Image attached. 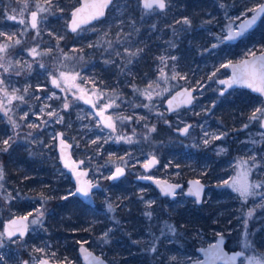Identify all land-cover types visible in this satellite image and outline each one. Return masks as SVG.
<instances>
[{
  "label": "rangeland",
  "instance_id": "1",
  "mask_svg": "<svg viewBox=\"0 0 264 264\" xmlns=\"http://www.w3.org/2000/svg\"><path fill=\"white\" fill-rule=\"evenodd\" d=\"M78 1L0 0V32L5 34L0 36V45L7 46L0 52V141L13 138L8 151H0L5 173L0 195L11 217L29 216V235L39 240L29 244L20 240L23 238L9 239L4 233L2 208L0 256L10 252L19 255L16 246L20 244L29 254L23 264H37L43 256L83 264L78 250L75 256L64 254L60 258L57 246L66 253L71 245L86 244L111 264H189L201 256L179 221L195 202L183 192L174 202L163 199L155 187L134 179L148 174L179 181L188 170L203 180L208 175L204 203L220 209L219 216L227 215L223 226L232 225L227 231L220 227L209 234L201 233L198 246L214 242L219 235L232 237L230 247L247 253L241 264H264V195H260L264 187L255 189L257 195L245 200L225 183L245 170H249L250 182H264L263 118L249 119L256 109H264V104L258 102L246 115L240 113L229 105L239 103L242 97L234 92L222 96L217 85V79L229 75L222 65L231 60L223 61L219 56L224 55L220 50L226 44L228 30L253 13L248 9L259 7L264 0H218V5L206 7L203 15L207 16L193 13L183 17L179 16L183 11L179 0H169L164 11L144 9L140 0H115L106 20L73 34L72 40L77 43L67 49L70 12L66 14V8L71 10ZM33 11L40 14L36 28L30 25ZM184 18L191 21L190 26L177 23ZM21 19L24 23L19 22ZM33 48L36 55L31 54ZM143 49L148 53L160 50L153 76H148L144 84L136 82L133 68L134 58ZM258 50L253 43L232 52L242 59L246 54L264 51ZM54 79L58 87L52 83ZM182 86L197 90L194 107L168 118L165 101ZM82 90L94 96L98 107L107 109L113 127L103 126L83 103ZM12 95L24 99L9 103ZM221 109L227 112L219 114ZM190 123L193 128L188 136L176 132ZM30 124L36 127H28ZM58 132L74 144L75 157L85 160L94 181H107L119 165L128 171L120 185L113 182L95 195L99 209L81 212L75 207V216H63L66 222L58 224L72 227L76 221L71 217L88 224L83 230H71L70 239L64 240L58 238L59 230L46 226L52 212L46 206L51 205L53 194L65 189L63 197L69 199L76 189L59 161ZM153 155L160 165L144 169ZM255 235L259 237L256 241Z\"/></svg>",
  "mask_w": 264,
  "mask_h": 264
},
{
  "label": "water",
  "instance_id": "2",
  "mask_svg": "<svg viewBox=\"0 0 264 264\" xmlns=\"http://www.w3.org/2000/svg\"><path fill=\"white\" fill-rule=\"evenodd\" d=\"M214 1H216V0H214ZM99 2H100V0H80L79 3L71 9L70 19H69V23H68V29H69V32L71 34H75L79 30H81L82 28L88 27L92 24L103 21L107 18L109 10L112 8L115 0H112V3L109 4L104 9V15L100 16L96 19H89V16L91 15L93 9H85L84 12L78 13L77 19L80 22V26L77 29V31H75V32H73L71 30L72 29V19H73L72 13L74 11H76L78 8L83 7L85 4H93V3H99ZM140 2H141V5L143 7V0H140ZM261 5H264V2ZM33 12L37 13L36 23L38 25V20H39L40 14L38 11H33ZM253 15H254V13H252L251 15H249L245 19H250ZM263 18H264V14H262L257 19L256 23L252 27L247 29V31L243 34V36H240L234 40H229L228 35H229L230 31H232V32L240 31V26L245 22V19H243L236 27H233V28L228 30L227 35L225 37V43L229 44V45L238 44L247 34H249L250 32H252L253 30H255L258 27V25L263 20ZM30 25L32 27L31 16H30ZM262 56H264V51L254 53L252 55L246 56V57H244L240 60H237V61H229L227 64L240 65L241 62L245 61V60H247V61H258L259 58ZM225 68L229 71V75L226 77L217 79L218 86L222 88V90L220 91V95H221V92H223V95H226L231 90L242 89V90H247L250 93H252L253 95H256V96L262 98L264 101V95H261L259 92L253 91L251 88H248L246 86H240L238 84H234L232 87H228L226 84L219 83L220 80H231L232 79L234 68L233 67H225ZM55 80L57 81V79H55ZM186 89L189 92H191L192 99H191L190 103H184V100L186 99V94L181 95L182 93H185ZM197 95H198L197 90L192 88V87L182 86V87L178 88L171 95H169V97L165 101V107L168 111V114L169 115L175 114L176 112H178L181 109H191L196 102ZM80 97H81V100L83 101V103L87 107H89L93 111V113L96 115V117L101 121L103 126H105L106 128H111V127H108L106 125L108 123H111L112 125H114L113 118L107 112V109L106 108H99L96 105V101H95L94 96L88 90H82L80 92ZM108 117H111V121L108 120ZM262 125H264V118L262 120ZM185 127H189L187 134H184L182 131ZM192 127H193V125L189 124L187 126H184L181 129L176 130V132L179 133L182 137H186L189 135ZM262 128L264 129V126H262ZM61 141H63V143H61ZM56 144H57L56 149H57V152L59 155V161H60L62 167L66 170V172L71 175V179L75 185V188L77 189L81 185H85V186H87L89 184L92 185V187H91V198L90 199L85 198V197L81 196L80 194H76L74 196L78 197L84 204L88 205L89 207H95L96 206V200H95L94 194L102 189V185L99 182H95L90 177V169L87 167H84V160L83 159H77L75 157L74 152H73L74 144L65 138V135L63 132L57 133ZM153 160L155 161V163L154 164L150 163ZM159 164H160V160L155 155L151 156L149 158L148 162L146 163V165H149L148 168L151 170L158 167ZM118 168L123 169V174L116 176V179L120 180L121 178H123L125 176L127 170L123 166H118L117 168H115L113 176L116 175V170ZM137 180H139L143 183H151L157 189V191L161 194L162 197H166V198H169L171 200H176V199H178L181 191L184 190V195L188 198L194 199L195 201H196V197L189 195L188 193H189L190 189H194L196 187L195 182L199 181V185L202 186L203 191H202V194L200 197V201L197 202L198 205H202V203L204 202L206 195H207L208 188H209V185L205 181H203L201 178H198V177L189 178L187 181L186 187H185L184 183L174 182V181L168 180L166 178H162V177L139 176V177H137ZM166 185L177 186L174 189V195H165L163 193L162 188L165 187ZM76 189H75V192H76ZM23 217H27V219L24 220V219H22ZM13 220L17 221V223L15 225L11 224V222ZM29 220H30L29 216L26 214L16 215V216L11 217L10 219H7L4 223L5 235L7 236L8 231L17 230L16 235L13 236L12 238H26L30 233ZM19 230H23L24 234L22 236L20 235ZM221 237H223V239H221ZM227 244H228V238L224 235H219L214 242L207 244L206 246H197L196 251L199 253L201 258L196 259V260H192L189 264H241L242 259H244L246 257L247 253L241 249H230V248H228ZM214 245H219V249L216 250L215 255H213V246ZM85 250L87 253H91L92 258H98L99 260L103 261V264H111L103 256L97 254L95 251L90 249L88 247V245L81 244L78 247V253L82 259L83 264H95L94 260H92L90 257H88L86 255ZM233 256L236 257L235 260L230 259ZM44 260H47L48 264H67V263H63V262L52 261L49 258L44 257V256L41 257V259L39 260V262L37 264H40V261H44ZM26 264H28V263H26Z\"/></svg>",
  "mask_w": 264,
  "mask_h": 264
},
{
  "label": "trees",
  "instance_id": "3",
  "mask_svg": "<svg viewBox=\"0 0 264 264\" xmlns=\"http://www.w3.org/2000/svg\"><path fill=\"white\" fill-rule=\"evenodd\" d=\"M63 2H65V0H62ZM131 2V0H116V2ZM181 3V6L183 7V11H180V17L183 16H191L193 13H196V16H200V14H202V16H207V15H203L204 10L206 9V7L210 6L213 7V5H218V0L214 1V0H179ZM79 2V1H78ZM228 2V1H227ZM75 6V5H74ZM209 11V10H207ZM70 9L66 8V14H69ZM194 18V17H193ZM196 20V18H194ZM106 20V19H105ZM103 20V21H105ZM101 21V22H103ZM99 22V23H101ZM73 34L69 33L66 37V41L67 42V49L70 48L71 46L76 45V41L72 40ZM64 42V41H63ZM255 44L257 46V49H259L258 51L264 50V18L263 20L260 22V24L258 25V27L253 30L252 32H250L249 34H247L238 44L236 45H223V48L220 50L221 53H224V55H219L222 60L224 61L226 58L230 59V60H238L239 59V53L237 52H232V50L234 49H240L242 48L244 45H250V44ZM146 50V53H144V51ZM158 52H160V50H151V52L148 53V49H143L142 53L140 56H136L134 58V74L136 73V75H141V76H153L154 73V66L156 64V57L158 56ZM246 54V53H244ZM247 56V54L245 55ZM133 71V70H132ZM141 72V73H140ZM143 72V74H142ZM141 78V77H139ZM137 80V79H136ZM139 82V81H136ZM141 83V82H139ZM238 92V94H237ZM234 93L236 94L235 96L237 97H242L239 103H233V105H229V106H233L236 107V109H238V111L240 113H244L245 115L248 112V109H250V107L258 102H262L264 104V101L262 98L253 95L252 93H250L247 90H236L234 91ZM240 94V95H239ZM224 109H221V111L218 110L219 114H224L227 111H225ZM171 116H168V118H170ZM185 175L181 178H179V181H185L191 177H198L199 175L196 172H191V171H184ZM207 176H204L206 181ZM69 184V182H68ZM109 183L106 184V187H110L108 185ZM65 186V183L63 184ZM112 190V189H111ZM113 191V190H112ZM64 191H58L56 193H54L53 195L55 196L54 198L50 199L49 202L51 205L48 204V206H46L47 209H49L50 214L48 215V221H46V226H48L49 229L52 230H59V236L58 238L60 240H64L71 237V230H83L85 228L86 225L88 224H84L82 225L80 222H78V218L77 217H71V221L75 220V224L72 225V227H70L67 223V225H61L58 224L60 222H66L65 217L68 215L69 213H71V216H75V213L73 212V209L76 207L77 210L80 209L81 212H85L88 210H97V208L92 209L89 206H87L86 204H84L78 197L76 196H72L69 199H64L63 197V193ZM48 202V203H49ZM4 203V199L3 197L0 195V211L3 210V222L5 223V221L7 219L11 218L10 212L7 208V205L5 206ZM5 206V207H4ZM99 209V208H98ZM75 210V209H74ZM220 210V209H219ZM219 210L217 209H213L211 204L209 203L206 204L204 203L201 206H198L196 204H194L193 208H191L189 211H186L183 215V217H181V220L179 221V223L181 224L182 228H183V233L185 234V236L187 238H192L191 239V244H194V246H198L199 245V241L201 240V236L200 234L202 233H207L209 234L210 232H215L216 229L222 227L221 230H228L232 227V225H229L228 227H225L222 225L223 221L228 218L227 215H221L219 216L218 214L220 213ZM2 222V221H1ZM85 232V231H84ZM258 236L255 235L254 240L256 241V239L258 240ZM26 240V242H28L29 244H33V243H37L39 242L38 239H32L30 237V235H28L26 238L20 239V240ZM19 240V241H20ZM229 242L232 241V237L228 238ZM254 243V241H253ZM16 246V245H14ZM71 249L68 250V252L64 253L62 251V248H58V252L60 253L59 257L60 258H64V254H69L70 256H75L77 255V250L78 247L76 245H71L70 246ZM16 248L18 249V254L17 256H13V252L7 253L5 254V256L1 257L0 256V264H7L6 262H8L7 260H11V262L13 261H18L16 262V264H23L22 261H28L29 259V254L28 251L22 247L20 244H17Z\"/></svg>",
  "mask_w": 264,
  "mask_h": 264
},
{
  "label": "snow or ice",
  "instance_id": "4",
  "mask_svg": "<svg viewBox=\"0 0 264 264\" xmlns=\"http://www.w3.org/2000/svg\"><path fill=\"white\" fill-rule=\"evenodd\" d=\"M112 3V0H100L99 3H93V4H85L83 7L78 8L76 11H74L72 13L73 19H72V31L75 32L77 31V29L80 26V22L77 19L78 13L84 12L85 9H93L91 15L89 16V19H96L100 16L104 15V9ZM169 0H143V8L147 9L149 11L155 9H158L160 11H164L166 9V7L168 6ZM27 6V5H25ZM41 11L43 9H40ZM249 12H253L254 15L250 18V19H245V22L240 26V31L238 32H232L230 31L229 35H228V39L229 40H234L237 39L240 36H243V34L247 31L248 28L252 27L257 19L264 14V5H260L259 7H255V8H250L248 9ZM21 15H23V13H21ZM8 19L10 20H15L16 17L15 16H9ZM31 21H32V27L36 28L37 27V13L36 12H32L31 13ZM20 23H24L23 19H21L19 21ZM177 23H182L183 25H187L190 26L191 25V21L188 18H184L182 21H177ZM5 35L3 32H0V36ZM9 39H11V37H8ZM16 43H19V41L17 40ZM216 45H214L213 47H215ZM7 50V46L6 45H0V52H5ZM37 50L35 48H33L31 50V54L32 55H36ZM138 52L132 53L130 52L129 55H138ZM0 59H2V57H0ZM163 60V58H161ZM172 59H175V57H172ZM0 67H3L2 64H0ZM222 67H233L234 68V72H233V76L231 80H220L219 83L221 84H226L228 87H232L234 84H238L240 86H246L248 88H251L253 91L255 92H259L261 95H264V56L260 57L258 61H242L240 65H231V64H226V65H222ZM5 71H7V69H5ZM61 75L63 76L64 74L61 73ZM213 75H215V73H213ZM173 79L176 78V76L174 75L172 77ZM183 78V77H181ZM3 83V80H0V84ZM52 83L54 85H56L57 87L59 86L58 82L54 79L52 81ZM186 94V99L184 100V103H190L191 102V92H189L187 89L185 90V93H182L181 95H185ZM8 93L5 90V96H7ZM221 95H223V92H221ZM150 98V96H149ZM13 99H19V100H23L24 97L20 96V97H16L15 95H12L11 97H9V103H11V101ZM68 105L65 104V108H67ZM259 113V116L257 115ZM6 114V113H5ZM49 115H56L55 113H49ZM258 118H264V109H256L253 114L250 116V120H256ZM60 120H62V117L59 118V120L57 122H60ZM108 120L111 121V117H108ZM106 126L108 127H113V125L111 123H108ZM264 126V125H262ZM13 127H15V123L13 122ZM28 127H36V125H28ZM190 127V126H189ZM189 127H185L182 131L184 134L188 133ZM245 127H247V125H245ZM153 131H155V129H152ZM221 137L219 136H214L213 139H220ZM12 137H9L8 139H4L2 141H0V143H2L3 147L0 148V151H4L7 152L8 148L10 147L9 141L12 140ZM14 142V141H13ZM128 142H131V139L129 138ZM61 143H63V141H61ZM205 143H208V141L206 140ZM253 160H255V157H253ZM150 163L154 164L155 161H151ZM246 163V162H244ZM67 166V165H66ZM149 165H145V167L147 168ZM248 171L249 170H245L244 172H242L237 178H235L233 181L229 182V181H225L226 184H228L230 187L233 188L234 191H236L237 193H239V195L241 197H243L245 200L248 199V197L250 196H255L257 195L255 189H259L261 187H264V182H260V183H256V182H250L248 179ZM123 174V169L118 168L116 170V175L109 177L110 179H115L117 175H122ZM4 169L2 167V165H0V181H2L4 179ZM196 187L194 189H190L189 190V195H192L194 197H196V202L200 201V197L203 191L202 186L199 185V181L195 182ZM91 187L92 185H81L80 187H78L76 189V192L72 193V195H76V194H80L81 196L85 197V198H91ZM177 186L174 185H166L165 187L162 188V191L165 195H174V189ZM260 195H264V193H260ZM64 199H67L68 197H63ZM264 206V205H262ZM109 208L111 209V205H109ZM252 212L250 211L248 213V216L251 217L252 216ZM150 215V213L148 214ZM22 219L26 220L27 217H23ZM33 223H36L37 221H32ZM17 223V221L13 220L11 222L12 225H15ZM16 231L17 230H11L7 232V237L9 239H11L13 236L16 235ZM20 231V235L22 236L23 230H19ZM174 231V229H173ZM3 235V234H0ZM107 235V234H105ZM221 239H223V237H221ZM0 246H2V243H0ZM219 249V245H214L213 246V255H215L216 250ZM38 251H43L42 249H38ZM152 251H155V248L152 249ZM86 252V250H85ZM86 255L88 257H90L92 260H94L95 264H103V261L99 260L98 258H92L91 257V253H87ZM173 259H175V257H173ZM230 259L235 260L236 257L233 256ZM40 264H48L47 260L44 261H40ZM251 264V262H250ZM255 264H260L259 261H256Z\"/></svg>",
  "mask_w": 264,
  "mask_h": 264
},
{
  "label": "flooded vegetation",
  "instance_id": "5",
  "mask_svg": "<svg viewBox=\"0 0 264 264\" xmlns=\"http://www.w3.org/2000/svg\"><path fill=\"white\" fill-rule=\"evenodd\" d=\"M80 1V0H79ZM71 11V10H70ZM110 11V10H109ZM70 19V18H69ZM69 19H68V22H67V29H68V23H69ZM101 22V21H100ZM97 23H99V22H97ZM96 24V23H95ZM95 24H92V25H95ZM92 25H90V26H92ZM90 26H88V27H90ZM86 28V27H85ZM80 31V30H79ZM68 32H69V29H68ZM70 33V32H69ZM69 33H67V35L69 34ZM240 60V59H239ZM231 61H237V60H231ZM141 73V72H140ZM142 74H143V72H142ZM137 77H135V79H137V81H139V82H141V83H146V79H147V77H145V76H141V75H136ZM139 77H141V78H139ZM145 79V80H144ZM218 85V84H217ZM222 90V88L220 87V91ZM235 90H237V89H234V90H231V91H229L226 95H229L230 93H232V92H234ZM240 90H242V89H240ZM226 95H222V96H226ZM96 101V100H95ZM96 105H97V103H96ZM98 106V105H97ZM194 107V106H193ZM192 107V108H193ZM100 108V107H99ZM182 110H184V109H181V110H179L178 112H180V111H182ZM178 112H176V113H178ZM174 115V114H173ZM169 116H172V115H169ZM190 124H192L193 125V123H190ZM189 125V124H188ZM193 128V127H192ZM192 128H191V130H192ZM190 130V131H191ZM78 159V158H77ZM84 160V159H83ZM145 165H146V163H145ZM145 165H143V168L144 169H146V167H145ZM160 165V164H159ZM119 166H121V165H119ZM84 167H86L85 166V160H84ZM118 167V166H117ZM116 167V168H117ZM88 168V167H87ZM90 169V168H89ZM126 169V168H125ZM149 169V168H148ZM115 170V169H114ZM127 170V169H126ZM113 174H114V172H113ZM113 174L111 175V176H113ZM127 175H128V171H126V174H125V176L123 177V178H121L120 180H117L116 178L115 179H108L107 181H101V182H99L101 185H102V189L101 190H99L98 192H102L105 188H106V184L107 183H109L108 185L109 186H113L112 185V183L113 182H116L115 184L116 185H120L121 184V181L122 180H124L126 177H127ZM131 175V174H130ZM110 176V177H111ZM139 176H153V175H148V174H141V175H137V176H134V179H135V181H138V182H140V183H143V182H141V181H139V180H137V177H139ZM90 177H91V169H90ZM153 177H157V176H153ZM199 178V177H198ZM202 179V178H201ZM203 180V179H202ZM187 181H188V179L186 180V182L185 181H174V182H180V183H184L185 184V187H186V184H187ZM203 181H205L206 183H207V181L206 180H203ZM96 182V181H95ZM144 184H150V185H152L151 183H144ZM208 184V183H207ZM209 185V184H208ZM153 186V185H152ZM154 187V186H153ZM156 189V188H155ZM157 190V189H156ZM208 190H209V188H208ZM98 192H96L95 194H94V196L98 193ZM183 192V195H184V190H182L181 191V193ZM208 192V191H207ZM159 193V192H158ZM180 193V194H181ZM160 194V193H159ZM180 194H179V196H180ZM161 195V194H160ZM185 196V195H184ZM162 197V196H161ZM186 197V196H185ZM163 199H168V200H170V201H172V202H174V201H176V200H171V199H169V198H166V197H162ZM179 198V197H178ZM188 198V197H187ZM189 199H192V198H189ZM95 200H96V206L95 207H90V208H92V209H98V208H100V204L98 203V200H97V198H96V196H95ZM195 203L194 204H196V205H198L197 204V202L194 200V199H192ZM205 201V200H204ZM204 204V202L202 203V205ZM88 206V205H87ZM198 206H201V205H198ZM12 239H15V238H12ZM227 246H228V248H230V249H233V248H231L230 247V242H229V240H228V244H227ZM89 247V246H88ZM94 251V250H93ZM98 254V253H97ZM78 256H79V253H78ZM80 257V256H79ZM81 258V257H80ZM105 258V257H104ZM106 259V258H105ZM82 260V259H81ZM243 260V259H242ZM108 261V260H107ZM25 264H26V262H25Z\"/></svg>",
  "mask_w": 264,
  "mask_h": 264
}]
</instances>
